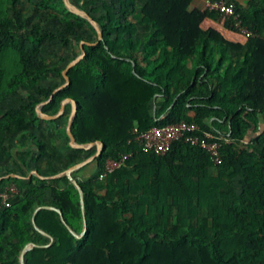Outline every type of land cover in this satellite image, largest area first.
<instances>
[{"label":"trees","instance_id":"1","mask_svg":"<svg viewBox=\"0 0 264 264\" xmlns=\"http://www.w3.org/2000/svg\"><path fill=\"white\" fill-rule=\"evenodd\" d=\"M70 1L98 23L100 41L63 0H36L29 8L0 0V149L16 131L44 145L31 132L41 120L35 107L64 81L68 62L53 63L35 38L73 44L75 56L81 41L93 43L83 44L69 83L41 106L54 114L72 97L75 141L103 143L97 174L78 182L86 230L76 236L82 211L66 176L1 179L0 188L14 185L18 193L0 205V264H18L27 243L34 246L24 264H264V0H228L253 33L241 40L228 36L238 34L229 20L193 0ZM156 3L164 9L153 18L143 8ZM34 17L56 24L46 29ZM85 25L93 38L82 34ZM70 107L61 116L68 118ZM180 120L213 132L220 163L183 141L158 156L135 139ZM249 130L256 134L244 142ZM61 134L68 141L65 125ZM72 150L73 162L93 151ZM128 151L123 165L98 177L106 159ZM42 205L54 209H38L32 222Z\"/></svg>","mask_w":264,"mask_h":264},{"label":"crops","instance_id":"2","mask_svg":"<svg viewBox=\"0 0 264 264\" xmlns=\"http://www.w3.org/2000/svg\"><path fill=\"white\" fill-rule=\"evenodd\" d=\"M205 1L206 0H193L192 6L201 8L205 5ZM209 24H211V22H209ZM61 115L55 119H44L39 117L41 120L36 123L31 132L37 140H42L44 142L43 148L41 149L38 144H36V140H33L27 133L16 131L11 134L4 142L3 148L0 149V180L7 178L27 180L33 176L42 179L61 178L66 175L59 174L69 166L83 159L90 158L95 153L96 146L93 145L89 148L93 149L92 152L83 153L78 161L73 162L74 152L72 148L74 147H71L68 143L69 139L66 141L61 134V128L64 126L62 123L63 116ZM66 125L67 123L65 124V128ZM255 134L256 132L249 130L245 136V140H248ZM26 163L28 164L26 165ZM98 168V163L95 158H91L80 168L74 170L72 176L77 182L86 181L88 178L97 174ZM52 171L56 172L52 173ZM57 185L58 187H63L64 183L58 181ZM45 198L46 200L51 199L49 190L46 191ZM15 200H17V197H12L11 201L13 202ZM40 208L45 207L38 206L35 208L32 213V222L35 212ZM40 233L43 234L42 232ZM47 237L50 243L52 237L50 235Z\"/></svg>","mask_w":264,"mask_h":264},{"label":"built area","instance_id":"3","mask_svg":"<svg viewBox=\"0 0 264 264\" xmlns=\"http://www.w3.org/2000/svg\"><path fill=\"white\" fill-rule=\"evenodd\" d=\"M205 6L209 10L219 12L224 20H229L240 36L246 38L253 35L247 27L242 25L232 2L228 0H206ZM135 139L142 150L151 151L158 156H165L174 141H183L206 150L213 164H218L221 161L219 142L214 138L213 132L211 130L200 131L199 126L193 122L180 120L161 126H151L139 133ZM243 141L247 142L245 139ZM132 154V151L122 152L117 158L106 159L98 177L102 178L106 173L123 165ZM17 193L18 189L14 185L0 188V205L9 206L12 197L16 196Z\"/></svg>","mask_w":264,"mask_h":264},{"label":"water","instance_id":"4","mask_svg":"<svg viewBox=\"0 0 264 264\" xmlns=\"http://www.w3.org/2000/svg\"><path fill=\"white\" fill-rule=\"evenodd\" d=\"M65 6L67 7V9L81 17H83L85 20H87L96 30L97 33V39L96 42L100 41L102 39V32L101 29L98 25V23L92 18V16L90 14H88V12H86L84 9L76 6L75 4H73L70 0H63ZM87 43V44H93V43H89V42H85V41H81L80 42V52L74 57L72 58L67 64L66 66L62 69L61 74L62 77L64 79V81L58 85L56 88L53 89L52 93L49 95L48 99L41 101L40 103H38L35 107V111L37 113V115L41 118L44 119H55L57 117H59L63 111H64V107L67 103H69L71 105V109L68 115V119H67V125H66V133L67 136L69 138V145L71 147L74 148H82V149H89L91 146L95 145L96 146V151L95 153L90 157V158H86L83 159L82 161L76 162L73 165L69 166L67 169H65L63 172H61L59 175H66L68 177V179L71 181V183L76 187V189L78 190V194H79V199H80V206H81V211H82V218H83V230L79 235H76L77 237H80L84 234L85 230H86V219H85V213H84V203H83V190L80 187L79 183L77 182V180L72 176V172L78 168H80L83 164H85L89 159L91 158H95L97 157L102 149H103V143L102 141L98 140V141H92V142H87V143H78L75 141L74 135L71 131V123L72 120L76 114V110H77V103L76 100L73 99L72 97H66L64 99L61 100L60 102V106L57 110L56 113L54 114H47L44 113L41 110V106L45 103H47L53 96V94L62 89L63 87H65L68 83H69V77L67 74V71L69 70V68H71L72 66H74L84 55H85V51L83 49V44ZM41 207H45V208H50V209H54V207H50V206H41ZM60 216V210L56 209ZM62 218V217H61ZM36 228L42 232L43 234L49 236L46 232L40 230L37 226ZM67 228L71 231L70 227L67 226ZM51 238V237H50ZM32 246H34L33 243H27L26 245L23 246V248L21 249L20 253H19V262L20 264H24V254L27 250H29Z\"/></svg>","mask_w":264,"mask_h":264},{"label":"rangeland","instance_id":"5","mask_svg":"<svg viewBox=\"0 0 264 264\" xmlns=\"http://www.w3.org/2000/svg\"><path fill=\"white\" fill-rule=\"evenodd\" d=\"M21 1L25 8H29L32 6L34 1L36 0H21ZM163 9H164V6L161 3H156L153 5H150V4L145 5L143 8V11L149 14L153 18H157L161 14ZM32 20L42 21L43 22L42 25L46 29H53L56 24V21L54 20L45 22L43 19L38 18V17L37 18L34 17ZM208 25H209V21L208 20L204 21L203 26L207 27ZM82 34L85 37H88V36L91 38L94 37L88 25L84 26L82 30ZM228 36H230L233 39H237V40L242 39V37L238 34L229 33ZM35 42L40 48L42 54L50 57L52 59V62L57 63L58 66H63L66 62H69L71 58H74L75 52L77 51V48L73 44L64 45V44H61L59 41H55V40L52 41V40L47 39L46 37L39 36L35 38ZM52 80L58 83L63 81L58 75H55L52 78ZM62 123L63 125L67 123V116L63 117ZM18 264H20L19 260H18Z\"/></svg>","mask_w":264,"mask_h":264}]
</instances>
